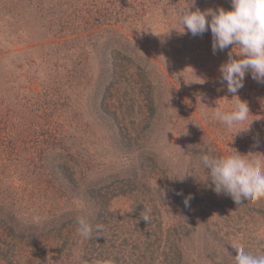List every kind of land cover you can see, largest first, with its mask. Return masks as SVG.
I'll return each mask as SVG.
<instances>
[{"label":"rangeland","instance_id":"rangeland-1","mask_svg":"<svg viewBox=\"0 0 264 264\" xmlns=\"http://www.w3.org/2000/svg\"><path fill=\"white\" fill-rule=\"evenodd\" d=\"M192 2L0 0V111L12 114L11 138L49 128L59 136L28 135L19 159L7 156L0 214L15 232L0 225V264H235L233 244L264 254V198L234 205L201 162L264 153V83L246 74L236 94L251 113L242 125L214 119L237 102L219 82L230 49L213 54L210 30L181 33L178 14ZM218 7L231 0H195L192 10ZM152 90L158 107L147 119ZM50 99L47 122L39 105ZM68 156L72 184L52 167Z\"/></svg>","mask_w":264,"mask_h":264},{"label":"clouds","instance_id":"clouds-1","mask_svg":"<svg viewBox=\"0 0 264 264\" xmlns=\"http://www.w3.org/2000/svg\"><path fill=\"white\" fill-rule=\"evenodd\" d=\"M193 4L195 0L178 14L177 22L183 28L181 33L186 31L193 36H202L210 30L213 54L230 49L227 60L219 67V82L226 83L227 92L233 94L237 102L228 111L216 108L213 117L232 130L246 122L251 114L247 101L236 95L244 86L246 74L256 82L264 83V0H231L229 10L223 7L192 10ZM251 123L238 133L249 131ZM258 145L259 140L254 138L253 146ZM201 162L209 173L215 193L230 196L236 204L244 199L264 198V153L242 154L235 149L226 156L205 154ZM176 194L182 195L181 192ZM191 198V195L185 197V206ZM146 213L147 210L141 218L149 223L150 216ZM76 222L79 234L91 237L94 229L88 219L80 216ZM95 231H104L103 225H96ZM231 246L236 252L235 264H264V254H253L243 244Z\"/></svg>","mask_w":264,"mask_h":264},{"label":"trees","instance_id":"trees-1","mask_svg":"<svg viewBox=\"0 0 264 264\" xmlns=\"http://www.w3.org/2000/svg\"><path fill=\"white\" fill-rule=\"evenodd\" d=\"M153 91L154 90L149 91L146 94L147 95L146 96V100H147V106L146 107H148V118L147 119H151L155 115V112L157 111L156 108L158 107V104H156V98H155V94H154ZM54 105H55V103H53V101L51 99L49 101H47V102L46 101H44L43 103L41 102V105H39L41 113L43 114L41 116V118L44 121L48 122V120L52 117V113H53V110H54V108H53ZM1 112L2 111H0V175L3 174V178H7V179L10 178L11 179L12 178V173L9 172V170H10L9 166L11 165L12 160H10L8 158L14 157L15 159H19L20 153H21L22 149H24V148H22L23 147L22 144L27 143V139L29 137L31 139H33V141H35L33 137H37V136H38V138L42 137V139H45V140H52V141L55 140V141H57L58 140L57 138L59 136H57V131H55L56 129L55 128H52V129L49 128V127H52V126L47 124V125H49V127H48L49 129L39 130V131H36V132L34 131L31 134H28L29 137H28V135L25 136L26 138L28 137L27 139L24 137L25 134L23 132L21 134H18L19 138H17V140H15L14 138H11V134H13V124H12V119H11L12 118L11 117L12 114L9 116L10 112H8V110H7L6 114H3ZM1 135H4V140H2V138H1L2 136ZM22 138H23V140L26 139V141H24V142L21 141ZM45 145H48V144L46 143ZM42 150L43 149H41V152H42ZM39 153H40V150H39ZM39 153L37 154V157H39ZM7 156H8V158H7ZM28 159L29 160H27V159H25V160L30 161V165H33L38 172H40L42 169H44V167H43V159L41 160L42 164H40V161H37V159L35 158V156H33L32 153H31V156H29ZM70 162L71 161H70V158L68 156V157L62 158V160L59 162V164H57L55 162L52 163L53 169L57 170L54 175L55 176L56 175H60L59 178L63 179L65 181V183H67V184H72L73 180H74L73 176L70 174V171H71V168L69 166ZM47 177H49V176H47ZM51 181L52 182L55 181L52 178V175L50 176V181H46V182L50 183ZM226 199H230V201L233 202L234 205L236 204L230 196H226ZM241 203H242V201H241ZM241 203H239V205ZM75 220H76L75 217H73L71 219L70 223L71 222L73 223ZM52 223L53 224L58 223V224H61V226H62V224L64 222L63 221H59V222H56V223H54V222H52ZM12 224L13 223L10 221L9 218H6L4 216V214H0V225H2L4 227L6 226L12 232H15V228H12V226H11ZM66 254H67V256L71 257V255L68 252H66ZM64 256H65V254H64ZM65 259H68V258H65Z\"/></svg>","mask_w":264,"mask_h":264}]
</instances>
